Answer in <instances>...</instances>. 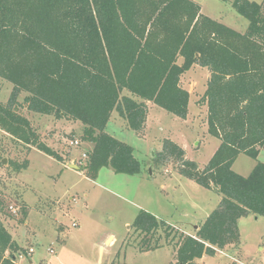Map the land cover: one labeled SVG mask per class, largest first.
Segmentation results:
<instances>
[{
    "label": "trees",
    "instance_id": "obj_1",
    "mask_svg": "<svg viewBox=\"0 0 264 264\" xmlns=\"http://www.w3.org/2000/svg\"><path fill=\"white\" fill-rule=\"evenodd\" d=\"M223 1L248 19L245 32L204 14L195 0H0V78L13 84L8 101L0 100V128L65 163L19 110V95L27 93L23 102L31 111L81 121L82 138L93 143L83 168L91 179L105 166L141 172L133 146L105 131L114 111L137 132L145 128L147 101L186 118L190 92L182 76L195 64L208 68L201 104L218 148L200 168L166 138L153 166L175 159L181 174L218 188L221 200L195 234L145 209L132 223L139 251L172 246L171 264H196L238 243L239 219L264 216V163L258 161L247 176L233 169L241 153L257 159L264 149V5ZM124 90L142 100L122 95ZM28 165L26 160L15 167ZM21 210L23 222L27 204ZM22 252L0 220V264H16Z\"/></svg>",
    "mask_w": 264,
    "mask_h": 264
},
{
    "label": "rangeland",
    "instance_id": "obj_2",
    "mask_svg": "<svg viewBox=\"0 0 264 264\" xmlns=\"http://www.w3.org/2000/svg\"><path fill=\"white\" fill-rule=\"evenodd\" d=\"M195 1L204 14L246 31L248 19L230 1ZM254 1L264 5V0ZM209 76L208 68L200 64L183 74L181 84L190 92L186 118L150 102L145 128L137 132L114 111L105 131L133 146L142 169L131 175L105 166L96 179L87 177L83 169L93 148V143L82 138L83 123L31 111L23 102L27 93H21L19 110L31 120L41 138L66 157V162L15 141L0 128V220L25 246L24 255H17V261L29 257L28 250L34 247L33 264L175 263L172 246L139 251L132 223L139 210L145 209L195 234L199 223L218 206V191L181 174L175 159L159 169L153 166L154 152L162 148L166 138L184 147L187 158L200 168L208 164L218 148L220 140L208 132L207 106L201 104ZM12 90L13 84L0 78V100L7 102ZM122 95L142 100L128 90ZM26 160L28 167L16 170L15 165ZM258 161L264 163V149L257 159L241 153L233 169L247 176ZM23 204L28 206V215L21 222ZM238 225V243L205 255L196 264H264V216H243ZM101 245L104 252L99 259Z\"/></svg>",
    "mask_w": 264,
    "mask_h": 264
},
{
    "label": "crops",
    "instance_id": "obj_3",
    "mask_svg": "<svg viewBox=\"0 0 264 264\" xmlns=\"http://www.w3.org/2000/svg\"><path fill=\"white\" fill-rule=\"evenodd\" d=\"M151 101H147V103L149 104ZM65 166H67L66 164H65ZM69 166V165H68ZM13 235V234H12ZM13 238L18 242V240L14 237V235H13ZM22 247H24L25 248V246L22 244V243H20V242H18ZM104 252V246L103 245H101L100 247H99V259H102V253ZM35 253V251L34 252H32L31 254H29V257H26L25 258V260L24 261H17V259H16V264H33L34 263V260H33V254Z\"/></svg>",
    "mask_w": 264,
    "mask_h": 264
},
{
    "label": "built area",
    "instance_id": "obj_4",
    "mask_svg": "<svg viewBox=\"0 0 264 264\" xmlns=\"http://www.w3.org/2000/svg\"><path fill=\"white\" fill-rule=\"evenodd\" d=\"M77 142V141H76ZM12 210L17 214V211L16 209L11 206ZM19 211V210H18ZM35 251V248L34 247H30L29 250H28V254H31L32 252ZM51 252H53V250H51ZM19 255L23 256L24 255V252L20 253ZM41 264H46L45 262H42Z\"/></svg>",
    "mask_w": 264,
    "mask_h": 264
},
{
    "label": "water",
    "instance_id": "obj_5",
    "mask_svg": "<svg viewBox=\"0 0 264 264\" xmlns=\"http://www.w3.org/2000/svg\"><path fill=\"white\" fill-rule=\"evenodd\" d=\"M214 189H215L216 191H218V188L215 187Z\"/></svg>",
    "mask_w": 264,
    "mask_h": 264
}]
</instances>
